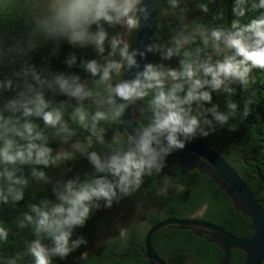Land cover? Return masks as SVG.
I'll use <instances>...</instances> for the list:
<instances>
[{
  "label": "clouds",
  "instance_id": "9594fccd",
  "mask_svg": "<svg viewBox=\"0 0 264 264\" xmlns=\"http://www.w3.org/2000/svg\"><path fill=\"white\" fill-rule=\"evenodd\" d=\"M168 3L175 9L179 0H168ZM36 6L41 8V14L34 19V24L48 38L64 41L72 49L91 46L97 56L105 52L104 44L108 41L110 51L102 57L103 64L96 59H81L79 64L91 77L98 76L95 82L104 86L106 95L88 89L78 82L76 75L57 73L48 78L26 63L12 74L15 81L13 78L0 79V94L22 87L16 97L8 100L0 110V203L7 204L10 199L15 203L23 199L28 180L22 174L16 175L19 171L15 167L17 164L33 166L31 177L48 183L46 173L35 166L48 168L73 158L72 153L63 151L53 156L52 149L47 146V135L29 119H40L45 128L56 129L57 136L64 133L65 141L73 135L63 120L62 112L45 99V88L79 101L98 97L101 103L108 104L106 110H97L91 115L90 123L83 106H77L72 113V119L100 143H103V129L98 132L97 124L100 121H118L128 106L114 98L134 103L150 96L148 107L152 113L147 125L129 135L124 147L119 150L113 147L107 158H101L95 151L87 153V159L95 170L92 177L83 181L67 180L62 186L57 182L53 189L55 203L42 201L30 206L31 214H24L19 226L23 228L27 222L33 227L36 237L27 244L26 254L31 257L32 264H52L53 257L63 260L87 244L83 236L72 239L73 233L100 209L101 201L104 208H111L113 202L138 192L144 177L161 173L171 153L183 150L186 142L197 136L207 137L236 116L237 103L227 102V110L220 111L216 104H212V94L233 95L235 89L232 85L238 84L246 89L253 70H264V0H235L231 9L234 17H245L251 11H258L259 15L244 24L233 19L232 31L221 26L199 30L192 35H178L174 47H167L161 53L164 60L182 55L178 69L148 63L133 79L114 85L110 82L113 74L119 77L122 69L138 67L134 59L137 53L130 50L119 33L109 36L104 25L109 28L120 26L127 32H135L139 26L138 13H143L144 19L148 16L146 6L141 7V0H43ZM199 7L208 11L206 4ZM197 38L203 48L182 52ZM147 50L153 49L149 47ZM16 51L23 54L22 49ZM116 56L119 59H113ZM2 59L3 51H0ZM65 63L69 67L76 65L77 56L69 54ZM208 104L212 106L206 107ZM5 111L11 115L5 116ZM16 113L20 115L16 116ZM242 115H247V109ZM119 139L116 138L113 144ZM91 143L89 139V146ZM73 148L81 154L85 152L79 143ZM119 234L126 238L127 229L121 228ZM8 235V228L0 223V244L7 242ZM43 240L50 241V246ZM17 259L19 256L3 258L0 264H16ZM81 259L87 261V254H82Z\"/></svg>",
  "mask_w": 264,
  "mask_h": 264
},
{
  "label": "trees",
  "instance_id": "16d2710c",
  "mask_svg": "<svg viewBox=\"0 0 264 264\" xmlns=\"http://www.w3.org/2000/svg\"><path fill=\"white\" fill-rule=\"evenodd\" d=\"M234 3L235 0H179L178 6L173 9L168 0H157L153 39L158 41L169 36L184 18L196 11L202 12L199 7L202 4L207 5L206 17H208V20L202 18L190 20L177 36L181 33L192 35L199 30H210L221 26L227 31H232L231 22L233 19H239L241 24H244L259 15L258 11H251L245 17H234L231 11ZM164 12H167V18L164 17ZM35 18L31 2L27 0H0V51H3V59L0 60V79L13 78L15 81L12 74L19 71L26 63L34 66L38 72L48 78L57 73H62L76 75L79 80L86 79L90 83L94 78L85 72L79 64L81 59H96L98 61L99 56L96 55L94 49L91 46L86 50L72 49L64 41L46 37L34 24ZM105 26L109 36L117 34L120 29V26L113 28ZM199 26H203V28L201 29ZM93 29H95V26H93ZM134 33L130 39V50L133 45ZM175 38L161 46L154 47L148 63L153 65L162 64L166 67L169 63L175 61L176 69H178L179 62L183 59L182 55L173 56L169 60L161 58L163 49L174 47ZM196 47L203 48L199 38L194 43L186 45L182 52L194 51ZM157 48L160 51H156ZM16 49H22L23 54L21 55ZM108 51L110 49L106 40L103 56H106ZM71 53L77 56V63L69 67L65 63V59ZM201 58H203V53ZM113 59H119V57L116 56ZM124 73L125 70L122 69L120 76H115L110 82L113 85L120 82ZM29 82H31L30 79ZM232 87L235 89L233 95L213 93L212 104H216L218 110L226 111V103L235 102L238 105L236 116L231 118L228 124L217 127L215 131L210 132L207 137L197 136L193 141L215 148L252 192L260 184L257 198L264 211V70H253L250 75V83L246 89H242L238 84H234ZM89 89L99 91L101 95H106L104 86L98 85L96 82ZM21 90L22 87H17L14 91L9 90L0 94V110H3L6 102L15 98ZM43 92L50 105L62 112L63 120L73 132V135L65 141L64 133L57 136L56 129L45 128L43 122L38 118H29L47 135V146L52 149L53 156L68 144L83 142L89 146L88 140L91 139L92 143L89 148L97 152L101 158L106 154L107 158L112 154L113 147L117 149L118 144L127 141V136L120 125V119L118 121H100L97 124L98 132L103 129V143L97 141L95 136H92L88 130L81 128L72 119L73 110L77 106H83L88 112L89 123L91 122V115L95 111L106 110L107 108L93 104H80L75 98L67 97L58 91L47 88ZM91 98L99 99L98 97H90L86 100ZM150 98L149 96L142 99L136 111L141 120V123H137L139 128L146 126L151 119L152 113L148 107ZM205 106L211 107L212 105ZM244 109H247V115H242ZM4 115L8 116L11 113L5 111ZM15 115L19 116L20 114L16 113ZM118 137L120 139L114 145L113 142ZM15 139L23 143V141H19V138ZM125 145L126 143H122L120 148ZM79 157L69 174L73 176L72 180L83 181L87 178L84 174L87 158ZM180 166L181 163L178 158H166L164 170L169 174L178 176ZM15 167L19 169L16 175L20 176L22 174L28 180V185L23 190L22 200L13 203L10 199L7 204L0 203V223L9 230L7 242L0 244V259H15L19 256L16 264H32L31 257L26 254V246L36 238L35 233L33 227L28 225L27 222H25V227L21 228L19 226L20 222L23 220L25 213L31 214V205L40 204L45 200L55 203L56 197L53 189L57 186V182L62 186L65 178L60 174L58 164L55 166L50 165L48 168L35 166L46 173L49 178L48 183L37 181L31 177L30 173L33 166L17 164ZM87 172L92 173L89 167ZM159 175L153 174L144 177V182L138 192L119 200L123 204L139 203L138 201H141L144 208H146V205L155 199V192L160 191L159 198L156 200L158 204L161 203L164 206L157 213L148 214V216L145 213L147 219L142 224L135 221L131 222L128 226L129 230L125 241L116 236L107 243L105 248L92 249L87 261H75V258L98 242L112 226L113 216L101 206L99 210L90 215L82 228L74 230L72 239L83 236L87 244L81 245L63 260L53 257L52 264H147L142 256L145 236L141 231L142 228H149L165 219H185L199 209L204 210L202 215L204 221L222 227L231 235L243 239L251 235L250 220L240 212L234 211L230 199L211 178L198 174L195 170H184L178 180H171L178 188L165 195L161 190L168 177ZM143 216L144 214L140 218ZM42 242L50 246V241L43 240ZM152 247L165 264H188L189 261L192 264H219L223 255L221 250L216 245L207 242L205 237H199L189 230L174 227L158 230L152 238ZM244 257L243 251L232 249L229 264H242Z\"/></svg>",
  "mask_w": 264,
  "mask_h": 264
},
{
  "label": "water",
  "instance_id": "95a60500",
  "mask_svg": "<svg viewBox=\"0 0 264 264\" xmlns=\"http://www.w3.org/2000/svg\"><path fill=\"white\" fill-rule=\"evenodd\" d=\"M157 0H141V7L146 6L148 13L147 19H144L143 13H138L139 26L134 33L132 51L137 54L134 59L138 67H129L125 70L124 76L120 81H128L135 77V74L142 71L144 66L148 64L153 53L154 47L161 46L169 40L174 39L177 34L184 29L190 20L194 18H202L208 20L206 12H194L183 19L179 26L166 38L154 40L153 26L155 22ZM106 29V26H105ZM106 46V41L104 47ZM151 47L153 50L148 51ZM143 53V56L140 55ZM103 54L98 57V63L103 64ZM95 77L90 83L86 79H80L79 83L84 84L88 89L95 83ZM80 104H93L108 108L109 105L101 103L100 99L91 98L90 100L79 101ZM118 103H126L122 116L120 117V125L124 134L128 137L135 131L139 130L137 123H141L136 111L140 106L141 99H137L134 103L120 101L114 98ZM122 143L117 145V150L120 149ZM169 158H178L181 166L179 175L174 176L162 169L161 174L166 175L170 180H178L184 170L197 171L198 174H203L211 178L218 188L223 191L234 208V211L240 212L243 216L250 220L251 235L248 238H238L231 235L222 227L206 222L201 219H165L155 223L145 233L143 240L142 256L147 264H165V262L157 256L152 247V238L154 234L163 228L174 227L181 230H189L196 236H203L210 242L216 245L222 252V258L219 264H229L231 250H241L245 257L242 264H264V211L261 203L257 198L259 186L252 192L243 182L241 177L234 169L222 158L215 148L208 147L201 142L191 141L186 142L183 150H177L171 153ZM203 158V159H201ZM195 228V230H194ZM198 230V231H197Z\"/></svg>",
  "mask_w": 264,
  "mask_h": 264
},
{
  "label": "rangeland",
  "instance_id": "374dc122",
  "mask_svg": "<svg viewBox=\"0 0 264 264\" xmlns=\"http://www.w3.org/2000/svg\"><path fill=\"white\" fill-rule=\"evenodd\" d=\"M28 2L32 3L33 6V12L35 14L36 17H38L41 14V8L37 7V2L39 3H43V0H27ZM164 17L167 18V12H164ZM120 35L123 36V38L125 39V41L130 45V39L132 37L133 32H127L123 27H120L119 32ZM90 48L86 47L83 48L81 50H86ZM166 68H171V69H176V65H175V61H173L172 63H169ZM115 77V75L113 74L112 79ZM77 144V143H72V144H68L66 146H64L63 148L60 149L59 152L63 151V152H69L71 150H73L75 152L74 156H87V153L92 152V148H89V146L86 143H79L81 144L84 148H85V152L83 154L76 152V150L73 148V145ZM102 158H104L102 156ZM58 167L60 170V174L65 178V181L67 180H72V175L69 174V172L72 169V164L70 161L64 160L58 163ZM177 187H175L173 185L169 186V190H176ZM109 213L113 216V223L112 226L110 227V229L106 232V239L112 236V234L114 233H119L121 228H126L127 226L130 225L131 222L135 221L138 222L139 217L141 216L142 213V209H144V205L141 203H135L132 202L130 204H123L121 203V201L117 202V203H113L111 208H106ZM156 209V210H155ZM159 210V206H155V208L153 209V213L157 212ZM151 213V212H150ZM140 224L144 223V220L141 221L139 220ZM147 226V225H146ZM148 228H142V233L144 234L146 232ZM188 264H192V262H188Z\"/></svg>",
  "mask_w": 264,
  "mask_h": 264
},
{
  "label": "flooded vegetation",
  "instance_id": "af4514ba",
  "mask_svg": "<svg viewBox=\"0 0 264 264\" xmlns=\"http://www.w3.org/2000/svg\"><path fill=\"white\" fill-rule=\"evenodd\" d=\"M81 81V80H80ZM121 143H126L127 144V141H125V142H121ZM69 153H72V155H73V158H71V159H68L67 161H70L71 162V164H72V166L73 165H75V161L76 160H78L80 157L79 156H74V154H75V152L73 151V150H71V151H69ZM83 157H85V158H87V156H83ZM104 158H106V154H104V156H103ZM88 167L91 169V172L92 173H89V172H87V169H88ZM95 172V170H94V168H93V166L89 163V161H88V159L86 160V164H85V167H84V174H85V176H87V178H89V177H92V175H93V173ZM102 175V174H101ZM159 176H165L166 177V175H162L161 173H160V175ZM167 178V177H166ZM173 185H174V183L170 180V179H166L165 180V184H164V186H163V189L161 190V192H163L165 195H168L169 193H171L172 191H174V190H172V191H170L168 188H169V186H172L173 187ZM175 186V185H174ZM175 187H177L178 188V186H175ZM160 192V191H159ZM159 192L158 191H156L155 192V199L154 200H152V202L151 203H148L147 205H146V208H144V209H142V213H141V216H142V214H144V216L142 217V218H140L139 217V219H138V222L137 223H140L139 222V220H141V221H143V220H146L147 219V216H148V214L149 215H151V214H154L152 211H153V209L155 208V206H159V209L160 208H162V207H164L163 206V204H158L157 203V200L156 199H158L159 198ZM139 203H141V204H143L141 201H138ZM100 204H101V206L103 207V201H101L100 202ZM144 205V204H143ZM104 208V207H103ZM106 209V208H105ZM156 210V209H155ZM203 209H199V210H197V211H195L194 213H192V214H190V215H188L187 216V218H185V219H188V218H192V219H201V220H203L202 219V215H203ZM151 212V213H150ZM145 213L147 214V216H145ZM155 213H157V212H155ZM150 228V227H149ZM148 228V229H149ZM147 229V230H148ZM129 230V228H128V226H127V231ZM146 230V231H147ZM194 230H195V228H194ZM198 231V230H197ZM146 233V232H145ZM144 233V234H145ZM116 236H118V237H120L121 239H123L124 241H125V239L126 238H122L121 236H120V234L119 233H114V234H112V236L109 238H107L106 239V234L98 241V242H96L95 244H93L91 247H89L86 251H84L82 254H84V253H86L87 254V257L89 258V256L91 255V250L92 249H96V248H101V247H103V248H105L106 247V245H107V243L111 240V239H113V238H115ZM127 237V236H126ZM82 254L80 255V256H78L77 258H75V261L76 262H81L82 261V259H81V256H82ZM158 256V255H157Z\"/></svg>",
  "mask_w": 264,
  "mask_h": 264
}]
</instances>
